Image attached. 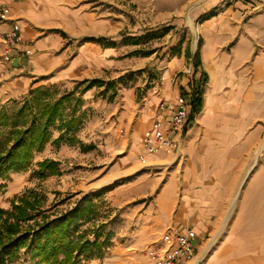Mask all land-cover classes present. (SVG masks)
Segmentation results:
<instances>
[{"label": "crops", "instance_id": "1", "mask_svg": "<svg viewBox=\"0 0 264 264\" xmlns=\"http://www.w3.org/2000/svg\"><path fill=\"white\" fill-rule=\"evenodd\" d=\"M0 2L10 9L0 26L2 79L72 90L125 60H146L147 88L138 82L115 110L125 134L116 138L110 173L137 193L128 202L142 201L163 183L162 219L140 244L152 246L168 229L189 228L197 235L196 262L264 264V0ZM187 16L197 22L194 30L183 24ZM15 29L19 41L8 51L5 34ZM176 45V55L166 54ZM137 50L151 55L131 56ZM201 80V107L186 129L171 134L174 146L147 155L146 132L156 121L167 126L179 95H186L191 116L190 92ZM141 204L131 209L132 219L147 212L152 220L153 209Z\"/></svg>", "mask_w": 264, "mask_h": 264}, {"label": "rangeland", "instance_id": "2", "mask_svg": "<svg viewBox=\"0 0 264 264\" xmlns=\"http://www.w3.org/2000/svg\"><path fill=\"white\" fill-rule=\"evenodd\" d=\"M150 1L141 0V5L149 6ZM129 21L133 23V20ZM183 24L194 30L197 22L193 21V24H190L187 16ZM129 31L125 28L124 33ZM125 62L119 68H111L102 78L104 82H115L108 88L109 90L107 87L100 89L94 87L82 96L75 95L74 100L67 104L64 112L66 118L77 99L79 100L77 115L83 117L82 126L72 135V139L55 142L61 131L58 127L54 128L52 141L42 153L35 155L33 164L26 172L10 173L4 179L0 178V207L10 210L11 201L23 194L37 196L41 200L40 209L32 213V218L39 222L44 220V217L51 218L65 213L87 199L93 201L94 213L91 218L87 221L80 220L74 229L75 237L84 234L91 241L97 240L98 245L88 250L85 255H81L78 259L79 264H153L147 250L151 243L143 245L140 241L143 236L151 237L149 234L151 224L162 219L161 203L157 199L162 195L160 191L163 183L162 181L158 183L156 189L149 193L144 192L143 195L146 196L142 201L128 202L129 199H137V193L132 192L128 185L123 188L120 185L121 180L118 181L116 175H110L114 172L113 166L116 162L114 158L118 154L116 138L125 134V125L120 122L122 120L117 116L119 112L115 113V110H119L122 96L128 89L138 82L145 84L143 88H147L149 83L144 68L146 60L134 58ZM69 86L58 84L35 87L30 83L29 87L23 82L20 84L14 78L5 80L0 77V110L12 115L37 89L43 91V104L53 103L61 95L74 89L69 90L72 87ZM121 129L124 132L120 131ZM9 136L10 127L4 129L2 148L8 144ZM125 146L127 147L124 139L123 147ZM125 152L126 149L122 151ZM45 159L53 160L57 170L55 175L41 179L33 175V172L38 169V163ZM105 172H109L106 181ZM254 172L257 173V170ZM159 174L160 172H152L151 175L157 179ZM102 182H107V185ZM143 202H147L145 209L149 207L153 209V219L151 220V216L146 212L144 216L133 220L131 209L139 208L138 205ZM30 223H33V220ZM160 238L161 235L156 242H159ZM156 242L153 245L158 244ZM211 242L212 240L208 245ZM206 248L201 257L210 249L208 246ZM213 248L214 246L211 249ZM31 258L29 252L22 249L12 264H35ZM196 260L191 264H195ZM203 262V259L199 261L200 264Z\"/></svg>", "mask_w": 264, "mask_h": 264}, {"label": "trees", "instance_id": "3", "mask_svg": "<svg viewBox=\"0 0 264 264\" xmlns=\"http://www.w3.org/2000/svg\"><path fill=\"white\" fill-rule=\"evenodd\" d=\"M167 29L170 30L169 27ZM146 37L148 39L150 36L146 35ZM178 47V45L170 47L166 54L169 52L176 55ZM148 55H151V51L137 50L131 53V56ZM114 83L100 79L84 80L53 103L44 104L43 91L37 89L12 115L1 109L0 178L4 179L10 173L26 172L33 164L35 155L42 153L52 141L54 128L58 127L61 131L55 142L72 139V135L82 126L83 117L77 115L79 109L77 99L66 118L64 112L67 104L74 100L75 95L82 96L94 87L108 89ZM203 86V80L192 86L190 119L201 107ZM8 127H10L8 144L2 148L4 129ZM38 165L33 175L46 179L56 174L57 166L53 160L45 159ZM40 203L39 197L23 194L11 201L10 210L0 207V264H12L19 257L22 249L30 253L35 264H79V257L98 245L97 240L91 241L84 234L75 237L74 228L78 226L79 221L89 220L94 213L91 199L55 217L43 216L44 220L39 222L32 218V213L39 211ZM31 220L33 223H30Z\"/></svg>", "mask_w": 264, "mask_h": 264}, {"label": "built area", "instance_id": "4", "mask_svg": "<svg viewBox=\"0 0 264 264\" xmlns=\"http://www.w3.org/2000/svg\"><path fill=\"white\" fill-rule=\"evenodd\" d=\"M9 13V7L0 2V26L8 19ZM18 41V30L6 32L5 43L8 51ZM176 102L177 110L169 118L167 126H164L161 121H156L152 124L151 129L146 132L144 152L147 155L155 154L163 148H172L175 142L171 134L182 131L188 126L190 114L186 95H179ZM196 240L197 235L192 229H168L161 235L158 244L147 247L149 250L148 257L153 261V264L192 263L197 257ZM199 261L195 264H198Z\"/></svg>", "mask_w": 264, "mask_h": 264}, {"label": "bare ground", "instance_id": "5", "mask_svg": "<svg viewBox=\"0 0 264 264\" xmlns=\"http://www.w3.org/2000/svg\"><path fill=\"white\" fill-rule=\"evenodd\" d=\"M213 243H214V241L212 240V242L208 245V248H210Z\"/></svg>", "mask_w": 264, "mask_h": 264}]
</instances>
